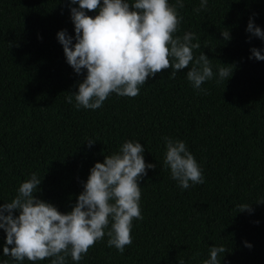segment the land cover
<instances>
[{
	"label": "trees",
	"instance_id": "16d2710c",
	"mask_svg": "<svg viewBox=\"0 0 264 264\" xmlns=\"http://www.w3.org/2000/svg\"><path fill=\"white\" fill-rule=\"evenodd\" d=\"M0 264H264V0H0Z\"/></svg>",
	"mask_w": 264,
	"mask_h": 264
}]
</instances>
